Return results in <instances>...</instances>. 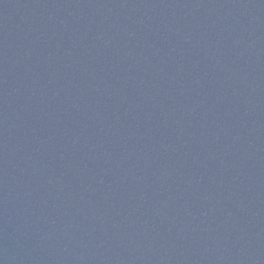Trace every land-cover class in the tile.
<instances>
[{
  "label": "water",
  "instance_id": "95a60500",
  "mask_svg": "<svg viewBox=\"0 0 264 264\" xmlns=\"http://www.w3.org/2000/svg\"><path fill=\"white\" fill-rule=\"evenodd\" d=\"M0 264H264V0H0Z\"/></svg>",
  "mask_w": 264,
  "mask_h": 264
}]
</instances>
